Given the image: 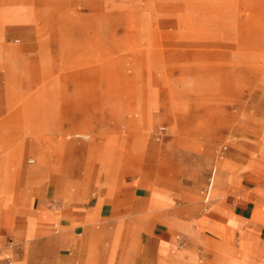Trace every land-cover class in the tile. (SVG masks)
Here are the masks:
<instances>
[{
	"label": "rangeland",
	"instance_id": "374dc122",
	"mask_svg": "<svg viewBox=\"0 0 264 264\" xmlns=\"http://www.w3.org/2000/svg\"><path fill=\"white\" fill-rule=\"evenodd\" d=\"M0 72L4 213L17 204L18 228L68 200L52 180L73 190L86 177L108 189L115 249L131 232L140 253L147 237L171 234L156 220L143 227L152 210L132 203L146 195L131 189L146 176L149 145L159 148L152 165L198 187L207 215L214 170L215 189L223 158L264 135V0H0ZM206 159L217 160L210 171Z\"/></svg>",
	"mask_w": 264,
	"mask_h": 264
},
{
	"label": "crops",
	"instance_id": "0c3cea01",
	"mask_svg": "<svg viewBox=\"0 0 264 264\" xmlns=\"http://www.w3.org/2000/svg\"><path fill=\"white\" fill-rule=\"evenodd\" d=\"M4 79L5 75L0 72V84ZM4 92L5 87L0 88V93ZM3 97H0L1 103ZM239 144L242 152L229 153L223 158L224 169L218 170L221 179L215 189L218 172L215 175L214 170L205 200L209 202L214 195L216 198L207 215L200 212L201 203L194 202L198 187L187 186L178 175L152 165L153 151L159 148L149 145L147 160L150 163L144 167L146 176L144 180L133 182L131 189L146 195L131 202L152 210L140 220L143 227L156 220L171 234L163 239L147 237L140 253L134 248L135 236L131 232H127L122 245L115 249L114 209L111 206L108 215H104L109 193L100 182L87 181L84 177L71 190L69 182L52 180L55 185L69 190L68 200L61 196L60 205L39 212L35 217L28 216L25 224L18 228L17 204L14 211L6 214L0 198V264H8L9 257L15 264H192L190 259L194 253L199 264H264V135L253 142L239 141ZM190 146L193 148L190 153L197 152L196 146ZM214 159H206L205 164L199 166L210 171L217 163ZM180 168L188 173V168ZM189 174L190 178H195L197 172L193 170ZM42 176L40 172L31 174L27 184H38ZM87 182H90V190L78 188V184ZM9 183L8 175L3 172L0 194ZM27 184L25 190L37 188ZM134 223L130 220L126 225L133 228ZM199 226L204 229L200 230ZM175 233L184 235L188 252L179 254L177 240L180 237L174 236ZM17 242L24 244L19 254Z\"/></svg>",
	"mask_w": 264,
	"mask_h": 264
},
{
	"label": "built area",
	"instance_id": "2783aa9c",
	"mask_svg": "<svg viewBox=\"0 0 264 264\" xmlns=\"http://www.w3.org/2000/svg\"><path fill=\"white\" fill-rule=\"evenodd\" d=\"M8 264H12V262H10V261H9V263H8Z\"/></svg>",
	"mask_w": 264,
	"mask_h": 264
},
{
	"label": "bare ground",
	"instance_id": "6f19581e",
	"mask_svg": "<svg viewBox=\"0 0 264 264\" xmlns=\"http://www.w3.org/2000/svg\"><path fill=\"white\" fill-rule=\"evenodd\" d=\"M82 137H85V136H82Z\"/></svg>",
	"mask_w": 264,
	"mask_h": 264
}]
</instances>
